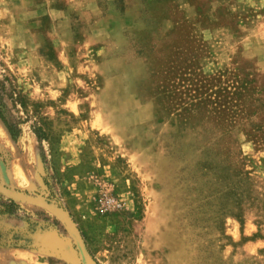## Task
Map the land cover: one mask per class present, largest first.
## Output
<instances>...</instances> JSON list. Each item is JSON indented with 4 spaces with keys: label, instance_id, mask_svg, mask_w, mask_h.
I'll return each instance as SVG.
<instances>
[{
    "label": "rangeland",
    "instance_id": "rangeland-1",
    "mask_svg": "<svg viewBox=\"0 0 264 264\" xmlns=\"http://www.w3.org/2000/svg\"><path fill=\"white\" fill-rule=\"evenodd\" d=\"M0 100V183L95 264H264V0H0ZM0 264L84 263L0 192Z\"/></svg>",
    "mask_w": 264,
    "mask_h": 264
},
{
    "label": "water",
    "instance_id": "water-1",
    "mask_svg": "<svg viewBox=\"0 0 264 264\" xmlns=\"http://www.w3.org/2000/svg\"><path fill=\"white\" fill-rule=\"evenodd\" d=\"M0 192L6 194L7 196L14 198L16 200H21V201H28L36 204H40L42 206H45L49 208L51 211L56 213L62 220L65 222L68 230L72 234L73 238L75 239V242L79 248V251L82 256V260L84 264H95L91 259L90 256L87 252V249L85 247V244L82 240V237L77 229V227L74 225L73 221L69 217V215L60 207L57 205L53 204L52 202L42 200V199H36L27 195H24L16 190H13L4 184L0 183Z\"/></svg>",
    "mask_w": 264,
    "mask_h": 264
},
{
    "label": "trees",
    "instance_id": "trees-1",
    "mask_svg": "<svg viewBox=\"0 0 264 264\" xmlns=\"http://www.w3.org/2000/svg\"><path fill=\"white\" fill-rule=\"evenodd\" d=\"M4 108L5 105L2 102V100H0V120L3 123L4 127L6 128L7 132L9 133L10 137L12 138V140H16L18 138L19 132L17 129H12L10 124L8 123L5 114H4Z\"/></svg>",
    "mask_w": 264,
    "mask_h": 264
},
{
    "label": "bare ground",
    "instance_id": "bare-ground-1",
    "mask_svg": "<svg viewBox=\"0 0 264 264\" xmlns=\"http://www.w3.org/2000/svg\"><path fill=\"white\" fill-rule=\"evenodd\" d=\"M1 133H3V132H1ZM5 138H6V136H5ZM1 141V140H0Z\"/></svg>",
    "mask_w": 264,
    "mask_h": 264
}]
</instances>
